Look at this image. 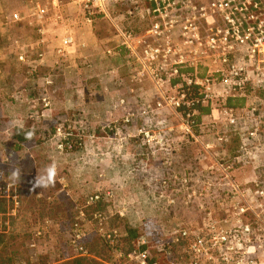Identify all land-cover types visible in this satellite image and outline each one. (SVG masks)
Here are the masks:
<instances>
[{"label": "built area", "instance_id": "1", "mask_svg": "<svg viewBox=\"0 0 264 264\" xmlns=\"http://www.w3.org/2000/svg\"><path fill=\"white\" fill-rule=\"evenodd\" d=\"M67 3L83 24L109 25V40L116 46L106 53L124 58L129 83L148 81L157 91V110L148 115L158 116L160 122H178L176 127L159 124L158 153H163L160 162L169 173L160 178L158 192L150 197L161 202L162 211L169 214L176 201L174 187L182 184L186 186L183 200L188 203L204 200L217 204L212 210L201 207V217L194 223L172 219L167 228L158 225L150 235L140 233L125 254L118 231L106 228L108 215L96 212L87 218L84 209L112 204L115 215L124 217L128 204L113 188L97 189L76 209L67 230L69 247L86 257L84 246L95 235L109 252L108 261L101 264H264V0ZM50 9L55 13L59 7L52 3ZM31 18L36 23L34 43L15 40L12 47L17 64L35 78L47 54L41 50L46 45L47 10L36 4ZM21 21L17 13L9 16L10 23ZM75 47V39L66 29L54 56L63 61ZM41 81L36 95L25 100L30 124L39 123L50 112L47 90L52 80L45 76ZM229 100L243 105L229 107ZM132 117L126 116L125 121ZM55 133L60 135V128ZM139 134L149 137L145 130ZM177 135L194 150L182 177L173 171L178 149L167 144V138ZM232 138L237 139L238 147L229 155ZM19 200L20 189L0 181V201L9 208L0 214L1 229L9 231ZM52 225L59 230L51 219L36 222L34 238L47 241ZM89 227L91 232H87Z\"/></svg>", "mask_w": 264, "mask_h": 264}, {"label": "rangeland", "instance_id": "2", "mask_svg": "<svg viewBox=\"0 0 264 264\" xmlns=\"http://www.w3.org/2000/svg\"><path fill=\"white\" fill-rule=\"evenodd\" d=\"M35 2L47 10L44 27L48 39L46 46L50 48L45 57L49 67H43L37 77L32 78L27 69L17 64L12 42L34 43L36 23L31 18V11ZM16 3L18 0H0V113L4 110L7 114L5 109L13 107V98L24 102L35 96L45 76L52 80V86L47 90L51 107L48 116L37 124L24 119L23 107L16 113L21 118L19 123L0 117V181L20 189L23 211L29 210L32 214L29 217L20 215L13 227V218H10L9 231L11 228L12 232L0 228V236L7 238V256L18 257L24 264H64L78 256L68 244L70 221L75 217L76 209L83 207L85 196L97 189L113 188L118 197L132 205L129 210L133 208L139 212L138 218H143L138 225L139 232H148L158 226L161 221L158 214L149 212L143 198L158 192V181L169 173L160 162L163 153H158L159 124L176 127L178 122H160L158 116L148 115L157 110L158 105V93L148 81L140 83L137 92L130 93L132 84L125 68L106 53L116 46L109 40L111 29L106 22L96 23L91 30H80L73 12L68 14L59 7L52 13L47 0H25L20 7ZM117 10L123 12L122 8ZM10 13L19 14L22 21L10 23ZM66 17L76 44L84 47H78L75 54L66 57L63 71H51L52 63L56 61L54 49ZM129 115L133 117L125 121V116ZM58 128L60 135L55 133ZM17 129L32 131L31 139L18 153L7 147L11 143V134ZM7 130V134L3 133ZM140 130L147 131L149 137L140 135ZM167 140L169 146L178 149L173 171L182 177L188 172L192 149L179 135ZM53 165L56 167L54 185L34 187L37 181L47 183V169ZM185 187L182 184L174 187L176 201L169 211V221L194 223L201 217L198 212L201 207L217 208L215 201L188 203L183 200ZM1 204L0 214L6 213L7 203ZM105 207L106 215L122 221L115 224L120 230L132 220L129 210L124 217H119L112 204ZM39 216L59 225V230L52 225L45 242L33 236ZM86 229L91 232L90 227ZM93 238L95 235L89 237L90 242Z\"/></svg>", "mask_w": 264, "mask_h": 264}, {"label": "trees", "instance_id": "3", "mask_svg": "<svg viewBox=\"0 0 264 264\" xmlns=\"http://www.w3.org/2000/svg\"><path fill=\"white\" fill-rule=\"evenodd\" d=\"M18 6L19 4L22 6V0H18ZM20 7V6H19ZM116 9V8H115ZM117 10V9H116ZM14 14V13H13ZM10 15H12V13H10ZM9 15V16H10ZM25 70L27 68L23 67ZM28 72V70H27ZM227 105L229 107H241L243 105V102L241 101H232L229 100ZM203 113H206L207 111L203 110ZM31 133L32 131L30 129H26V130H15L12 134H11V138H10V145H8V149L12 150L13 152L18 153L19 151H21L22 149V145L27 142L28 140L31 139ZM238 147V141L237 139H233L231 140L228 149H227V154L232 155L236 149ZM192 149V148H191ZM194 153V150H191V154ZM166 193V192H165ZM168 193V192H167ZM166 193V194H167ZM20 207L17 213V216L15 218H13V220L11 221V225L13 227V222H15L17 219L19 220L20 215H25V217H29V215H32L31 212L28 210L26 213L23 211V198L20 196ZM0 203H2L1 205H3L5 202L1 201ZM143 203L145 204V206L149 207V212L151 214H158V218L159 220H161L159 222V226L163 227V228H167V225L169 224V214L166 213L165 211H162L161 209V202H159L158 200L153 199L152 197H150V194L147 196H144L143 198ZM131 204L127 205L128 207H132ZM108 210V209H107ZM2 210H0L1 212ZM4 212V211H3ZM96 212H101L106 214V207L105 205L102 204H98L92 207H88L84 210V214L87 218H90L91 215L93 213ZM137 213H139L138 211L134 210L133 208H131V210L128 211L129 214V218H131L132 220L127 224L125 223L123 226V229L120 230L118 228V226H116L115 224L122 222L117 220L116 218L112 217L111 215L108 214V220L106 223V228L107 229H115L118 231L119 235H120V241H121V250L126 254L129 252L132 243L134 242V240L139 236L140 233H144L147 235H150L152 232V228L150 231H144L141 230L139 232V228L138 225L139 223L142 221L143 218H138ZM143 215V214H142ZM142 217V216H141ZM39 220H44L47 219V217H37ZM37 221V222H38ZM73 222V219L70 221V223ZM10 233L11 228H10ZM6 237L5 236H0V264H24L23 260L20 258H11L10 256H7V247L5 246V241H6ZM90 240H88V242L85 244V249L87 251L88 256L86 257H81V256H77L75 258H73L72 260H70L67 263L64 264H101V262H106L109 259V252L107 247L105 246V244H103V242L97 237L95 236V238H93L89 244ZM9 257V258H7Z\"/></svg>", "mask_w": 264, "mask_h": 264}, {"label": "crops", "instance_id": "4", "mask_svg": "<svg viewBox=\"0 0 264 264\" xmlns=\"http://www.w3.org/2000/svg\"><path fill=\"white\" fill-rule=\"evenodd\" d=\"M22 2H24L25 3V0H22ZM47 3H48V7H51V4L52 3H54V4H57L58 5V7H60V8H63V9H65L66 11H67V13L69 14H71V12H73L72 14H74L75 15V17H76V20H77V24H78V26H79V28H80V30H82V29H90L91 30V28H92V26H88V25H86V24H83L82 22H81V20L79 19V17L77 16V14L74 12V10L73 9H71V7L70 6H68V3H67V0H65V2H64V0H47ZM23 4V3H22ZM36 4H39L38 2H35L34 3V5H36ZM33 5V6H34ZM40 5V4H39ZM41 6V5H40ZM65 17V16H64ZM65 21H64V23L62 24L63 25V27H62V34H61V37H60V39L62 38V36H63V32H64V30H66V29H68L69 30V20H68V18L66 17V19H64ZM95 25V24H94ZM72 35V34H71ZM73 36V35H72ZM74 37V36H73ZM60 39L58 40V44H57V46L59 45V43H60ZM75 39V38H74ZM48 39H47V31H46V35H45V41H47ZM46 44H47V42H46ZM75 44H76V40H75ZM56 46V47H57ZM78 47H84L83 46V44H81L80 46H78L77 44H76V47H75V49H74V53L73 54H75L76 53V51H77V49H78ZM49 48H50V46L49 47H47L46 45L44 46V48H42L41 50L43 51V50H49ZM47 54H46V56L48 55V51L46 52ZM52 53V52H51ZM54 54V53H53ZM72 55V54H71ZM114 60H117V61H120L121 63H122V68L124 67V58L122 57V56H111ZM56 58V57H55ZM66 64H67V62H66V59L65 60H63V61H59V60H57L56 59V61L55 62H53L52 63V70L51 71H55V70H61V71H63L64 70V68H66ZM44 67H49L48 66V62H47V60H46V58H45V60H44ZM63 69V70H62ZM125 71H126V69H125ZM127 74V73H126ZM28 78V77H27ZM139 85V84H138ZM138 85L137 84H135V85H133L132 84V88L130 89L131 91H134V92H137V90H138ZM13 107L12 108H6L5 109V111L7 112V114H4V110H1V115H0V117H3V118H6V119H8V120H10V121H17V123H19V121H21V118H19V116H17V112H20V110H22V107L24 108V115H22L23 117H24V119L26 118V113H27V105L25 104V101L23 102V100H19V99H17V98H13ZM7 105V104H6ZM7 107V106H6ZM11 112V113H10ZM126 117V116H125ZM17 126H19V125H17ZM19 128H20V126H19ZM22 128V127H21ZM20 128V129H21ZM3 133H5V134H7L8 133V130L7 131H4ZM189 155H191V152H190V154ZM129 210V208H128V206H127V211ZM137 215H139V213H137Z\"/></svg>", "mask_w": 264, "mask_h": 264}, {"label": "clouds", "instance_id": "5", "mask_svg": "<svg viewBox=\"0 0 264 264\" xmlns=\"http://www.w3.org/2000/svg\"><path fill=\"white\" fill-rule=\"evenodd\" d=\"M47 175H48V181L47 183H43L41 181H37L34 185V187H47L49 185H54L55 183V177H56V167L53 165V166H50L48 167L47 169Z\"/></svg>", "mask_w": 264, "mask_h": 264}]
</instances>
